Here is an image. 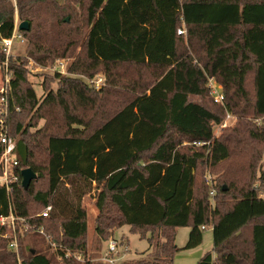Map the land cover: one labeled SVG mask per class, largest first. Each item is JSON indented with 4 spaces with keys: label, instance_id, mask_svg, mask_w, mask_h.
I'll return each mask as SVG.
<instances>
[{
    "label": "trees",
    "instance_id": "1",
    "mask_svg": "<svg viewBox=\"0 0 264 264\" xmlns=\"http://www.w3.org/2000/svg\"><path fill=\"white\" fill-rule=\"evenodd\" d=\"M69 1L0 0V40L15 15L29 26L20 31L25 56L6 62L18 181L9 194L0 187V216L11 209L22 220L16 230L28 229L16 234L15 253L0 226V264H108L101 247L123 226L146 238L148 251L117 264H173L201 244L205 227L212 248L195 264H264V0H85L83 18L73 6L83 0ZM63 11L77 21H61ZM59 58L71 60L66 75H49L38 96L27 60ZM98 74L96 90L88 81ZM226 114L235 120L215 136ZM26 168L38 178L23 189ZM218 171L227 186L211 178ZM86 196L96 210L90 240ZM47 206V217L37 216Z\"/></svg>",
    "mask_w": 264,
    "mask_h": 264
},
{
    "label": "rangeland",
    "instance_id": "2",
    "mask_svg": "<svg viewBox=\"0 0 264 264\" xmlns=\"http://www.w3.org/2000/svg\"><path fill=\"white\" fill-rule=\"evenodd\" d=\"M12 1H14V0H12ZM58 2H59L58 4L64 3V4H68V5L70 3L69 0H58ZM85 5H86L85 0H83V4L81 7H78V5H73L75 7L74 9L76 11V14L80 15V17H82V18H83V14H84ZM52 13L54 14V17L50 18V23L52 25H54L56 28H58L59 27L58 23H59L60 19L57 17H59V12H57V10H56ZM69 15L70 14L67 11H63V13H62L63 18L61 19V21L65 20V22H67V23H69V22L74 23L75 21H77L76 18H74V17H73V19L70 20ZM45 17H47L46 14H45ZM19 23H21V22H19L17 16L15 15L14 27L16 29V34L22 36L20 34V31L17 30V26L19 25ZM27 46H28L27 40L24 39V43H20L18 39H15L13 41V45H12V48L10 51V55L13 57H19V56L24 57L25 53H26ZM58 61L63 63V69L61 71H59V69H58V72H60L59 74L66 75V67L70 63V61H71L70 59H60L59 58V59H56L52 65L47 64L46 66H41V65L35 63L31 59L27 60L26 69L28 71V81L30 83H32V85L34 86L35 92L38 96H40L42 94L40 84L42 83L43 80L45 81L47 79H50L49 75L51 76V75L56 73L54 71V69H55V65H56V63H58ZM6 76L8 78L9 74H7V72L5 71V68L2 69L0 67V91H1V89H3L4 85L6 84V80H5ZM99 76L102 77V79H104V76L102 74H98L97 76L94 77V79L99 77ZM50 87L52 89H55L56 88L55 82L50 83ZM247 87H250L249 82L247 83ZM42 123L43 122H40L39 125H41ZM232 124H233V122H229L227 124V127L231 126ZM213 133L215 136H218L220 133V129L218 127H215L213 129ZM260 167L262 169H264V157L262 159ZM210 175H211L212 179H214V180L216 179L219 186L221 184L223 186H227L226 183L221 178L222 172L218 171V172L213 173V175L212 174H210ZM236 175L239 176L238 179H243V177H244V174L239 175V172L236 173ZM259 195L264 198V187L259 186ZM83 207L86 210L88 237L90 240L92 233H93L94 221H95V216H96V210L94 208V202H93L92 196H86L85 197V200L83 201ZM188 234H189V228H186V227L178 228L176 230L175 246H177L180 249L183 248L187 242ZM111 240H114L116 242V248H115V252L113 255V258L115 259V261H113L114 264H117L118 262L120 263L121 261H127V260H131V259H135V258L139 257L140 254L146 253L148 251V243H147L146 238H140V236L137 233H133V232L129 231V228L126 226H123L120 229L113 231V233L111 234L108 241L106 243H104L101 247L102 255H103V252H105L107 250V245ZM211 240H212V238H211L210 227H205L203 229V232H202L201 244L199 246H197L196 248L191 249V250H181L179 252L181 254L178 255L179 258L175 259L174 264H195V262L197 260L196 258H199L205 250H209V248L211 247ZM27 244L30 245L31 242L29 243L27 241ZM32 246H35L36 248H42L41 244L33 245V243H32ZM189 251H191V252H189ZM186 254H191V256L187 257L184 260H180V258H182V256L186 255Z\"/></svg>",
    "mask_w": 264,
    "mask_h": 264
},
{
    "label": "built area",
    "instance_id": "3",
    "mask_svg": "<svg viewBox=\"0 0 264 264\" xmlns=\"http://www.w3.org/2000/svg\"><path fill=\"white\" fill-rule=\"evenodd\" d=\"M178 35L184 34V29H178L177 30ZM15 39H18L20 43H24V39L16 34V29L14 27L12 35L10 38L7 39H1L0 40V50L4 54L5 62L4 67L6 71V62L8 57L10 56V51L13 45V41ZM63 69V63L59 62L56 63L54 71L58 72ZM6 83L8 82V78L6 76ZM103 84L102 77H97L95 79L89 80L88 85L94 89H99ZM207 87L209 89L210 95L212 96L213 102L222 105V92L221 87L216 83V81L213 78H209L207 80ZM6 84L4 85L3 89H1L0 94H2L0 98V146L2 148V152L0 155V187L4 188L7 192V194L10 193L12 186L14 183L18 181V176L15 172V167L17 166V160L14 154L15 151V144L13 139L8 135L7 132V100H6ZM235 117L226 114L223 122L218 126L219 129L227 127V124L229 122H234ZM194 145H200L199 143ZM49 211H51V206H47L44 208L37 216L41 217H47ZM18 221H22L21 219L17 218L12 210H9L8 215L6 216H0V226L5 227L7 230L11 232L10 235L5 234L4 238H9L10 241L8 243V249L14 251L17 253L18 251V245H17V233L25 232L27 231L28 227L26 225H22L19 227V230L17 231V223ZM41 233H43L42 230H40ZM46 240L48 243H50L51 247H55V244L50 242L49 236H46ZM116 248V242L114 240H111L107 245V250L103 252V255L101 257V260L103 262H106L108 264H114L113 261L115 259L113 258L114 252ZM72 256L75 260L81 261V257L79 255H71L69 251H67L65 258Z\"/></svg>",
    "mask_w": 264,
    "mask_h": 264
},
{
    "label": "water",
    "instance_id": "4",
    "mask_svg": "<svg viewBox=\"0 0 264 264\" xmlns=\"http://www.w3.org/2000/svg\"><path fill=\"white\" fill-rule=\"evenodd\" d=\"M28 29H29L28 23L25 21L19 23V25L17 26L18 31H27ZM20 175H21V186L23 189H27L30 182L38 178V175L32 172V170L29 168L21 170ZM224 189L225 188L223 187V190Z\"/></svg>",
    "mask_w": 264,
    "mask_h": 264
},
{
    "label": "crops",
    "instance_id": "5",
    "mask_svg": "<svg viewBox=\"0 0 264 264\" xmlns=\"http://www.w3.org/2000/svg\"><path fill=\"white\" fill-rule=\"evenodd\" d=\"M84 200H85V199H84ZM210 230H211V228H210ZM211 238H212V236H211ZM211 248H212V240H211V247L209 248V250H205L199 258H196V259H197L196 262H197V261H198V260H199V259H200V258H201V257L207 252V251H210ZM189 252H191V251H189ZM179 254H181V253L178 252V253L176 254V256H175V258H174V261H175L176 258H179V256H178ZM189 256H191V254L183 255L182 258H180V260H184V259H186V258L189 257ZM196 262H195V263H196ZM173 264H174V263H173Z\"/></svg>",
    "mask_w": 264,
    "mask_h": 264
}]
</instances>
